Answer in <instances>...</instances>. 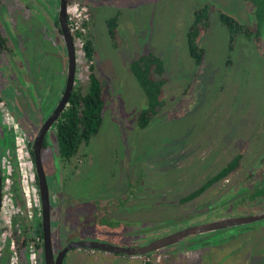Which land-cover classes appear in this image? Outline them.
Here are the masks:
<instances>
[{"label": "rangeland", "instance_id": "obj_1", "mask_svg": "<svg viewBox=\"0 0 264 264\" xmlns=\"http://www.w3.org/2000/svg\"><path fill=\"white\" fill-rule=\"evenodd\" d=\"M76 2L82 5L84 27L75 41L80 55L75 84L87 90L93 64L105 108L99 130L79 149L77 171L66 180L57 176V159L42 157L49 187L62 203L61 215L51 217L52 242L61 228L68 243L140 245L204 217L208 223L264 211V22L259 36L237 34L230 46L229 31L219 20L224 11L252 29L249 2ZM200 8H207L208 24L197 38L204 49L197 65L187 33ZM110 17H117L114 39L106 25ZM87 40L94 48L91 61L79 49ZM147 52L162 59L164 84L161 108L140 128L137 116L147 100L129 63ZM59 71L52 97L64 80L63 65ZM235 155L240 159L232 172L181 201ZM164 249L167 254L159 253V259L153 253L134 257L82 248L68 255L77 254L80 264H264V219L187 236Z\"/></svg>", "mask_w": 264, "mask_h": 264}, {"label": "flooded vegetation", "instance_id": "obj_2", "mask_svg": "<svg viewBox=\"0 0 264 264\" xmlns=\"http://www.w3.org/2000/svg\"><path fill=\"white\" fill-rule=\"evenodd\" d=\"M50 1L47 5L44 0H0V264H80L77 254L72 257L68 254L81 247H67L81 239L68 243L64 239L66 231L59 228L54 231L56 234L52 242L51 217L58 218L61 215L62 203L57 192H52L49 187L42 157L47 155L57 159V176L61 175V181L62 175L66 180V176L73 174L79 167L73 163L78 159L82 144L68 160L62 159L58 152L56 124L72 92H82L75 84L80 58L75 41L82 37L84 12L76 0L71 5L72 0H66L67 24L75 58L73 83L62 109L55 120L48 124L47 120L62 99L68 76L67 47L60 23L61 0ZM71 7H75V12ZM79 49L82 52V42ZM62 65L64 80L52 97L51 88L54 83H59L56 76L61 75L59 69ZM41 130L43 134L38 148V164L35 143ZM64 166L72 168L67 173L62 172ZM40 170L45 179L44 193L41 191ZM52 172H55L53 167ZM61 181L58 180L56 184L59 185ZM68 207L62 209L63 213ZM47 208L48 230L45 225ZM78 218L81 222V218ZM206 218L193 225L205 223ZM76 230L81 231L82 227ZM48 243L52 255L49 261ZM163 250L145 255L158 254L159 259V253L163 256L166 254L162 253Z\"/></svg>", "mask_w": 264, "mask_h": 264}, {"label": "trees", "instance_id": "obj_3", "mask_svg": "<svg viewBox=\"0 0 264 264\" xmlns=\"http://www.w3.org/2000/svg\"><path fill=\"white\" fill-rule=\"evenodd\" d=\"M252 7L254 20L253 28H248L238 21L233 15L220 11L219 20L225 25L230 34V46L237 34L247 36L254 34L259 36L261 25L264 22V0H246ZM207 8H200L195 12L192 24L187 33V47L190 56L197 65L202 63L204 49L198 44L197 38L202 27L208 24ZM117 17L106 19V25L111 37L115 38ZM84 56L91 61L94 56V48L91 40L83 43ZM93 64L89 65L88 86L85 92L73 91L68 100L60 121L56 124V139L58 152L62 159L68 160L73 156L81 144H88L92 135L96 134L102 123V113L105 108V100L102 94L100 81L93 72ZM129 69L136 79L139 87L146 96L147 105L137 116V124L140 128L145 127L153 116L161 108V88L164 79L162 59L152 52H147L132 59ZM240 155H235L225 166L216 171L203 185L184 196L181 201L185 202L197 197L205 189L209 188L219 179L224 178L238 165ZM263 192V191H262ZM148 264V263H147Z\"/></svg>", "mask_w": 264, "mask_h": 264}, {"label": "water", "instance_id": "obj_4", "mask_svg": "<svg viewBox=\"0 0 264 264\" xmlns=\"http://www.w3.org/2000/svg\"><path fill=\"white\" fill-rule=\"evenodd\" d=\"M66 5H67V1L61 0L60 2V23H61V27H62V31L65 37V42H66V47H67L68 76H67L66 86H65L62 99L59 105L53 111L51 117L47 120L48 124L55 120L58 113L62 109L63 105L65 104L70 94L72 83H73L75 58H74L73 42H72L71 34L68 28V24H67ZM42 134H43V130L40 131L39 133L40 137L37 138V142L35 143V152H36V159H37L38 164H40L38 162L39 161V158H38L39 149L38 148L41 142L40 139H41ZM40 185H41V191L42 193H44L46 186H45V179H44L42 170H40ZM46 203H48V201ZM46 203H45V206H47ZM0 204H1V169H0ZM261 219H264V211L254 213L251 215H247V216L228 217L224 219L214 220L208 223L205 222L202 224L191 225L184 229H180L174 233H171L169 235L148 241L140 245L113 246V245H109L105 243L81 240V241L70 243L67 249L72 248V247H81V248H88V249H100L103 251L112 252L115 254H123V255H128V256H143L149 252L157 251L166 246H169L171 244L184 240L187 236H191V235L198 234V233H205V232H209V231H213V230H217V229L225 228L229 226L251 223L254 221L261 220ZM45 225H46V230H48V225H49L48 208H47V213L45 215ZM47 260L48 261L52 260L51 249H50L49 243L47 244Z\"/></svg>", "mask_w": 264, "mask_h": 264}, {"label": "crops", "instance_id": "obj_5", "mask_svg": "<svg viewBox=\"0 0 264 264\" xmlns=\"http://www.w3.org/2000/svg\"><path fill=\"white\" fill-rule=\"evenodd\" d=\"M166 254H167V253H166ZM166 254H165V255H166ZM105 256L108 257L109 255H106V254H105ZM134 257H139V256H134ZM144 263H145V261H143V263H141V264H144Z\"/></svg>", "mask_w": 264, "mask_h": 264}]
</instances>
